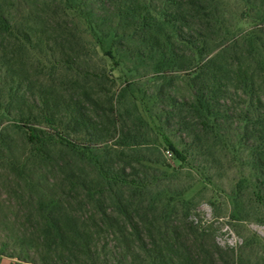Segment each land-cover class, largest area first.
Here are the masks:
<instances>
[{"label":"trees","instance_id":"1","mask_svg":"<svg viewBox=\"0 0 264 264\" xmlns=\"http://www.w3.org/2000/svg\"><path fill=\"white\" fill-rule=\"evenodd\" d=\"M104 1L117 18L111 26L117 43L161 56V73L171 88L178 75L188 81L190 98L179 102L169 94V114L180 113L187 130L199 129L195 144L209 140L222 142L224 151L235 148L225 143L223 127L233 112V95L245 97L237 134L247 154L241 162L252 174L253 195L264 203V0H238L258 16L247 33L225 29L224 7L231 0ZM93 3L0 0V174L3 169L15 176V192L37 215L35 221L27 215L23 232H14L20 250L27 258L34 255L26 260L32 264H200L173 226L178 209L189 205L183 198L187 189L163 186L174 177L161 171L166 151L186 165L190 150H180L164 134L162 148L139 113L120 110L130 84L117 94L106 88L105 69L78 65L89 46L80 23L96 34L101 20ZM30 73L44 80L38 95L32 94ZM9 119L26 137L28 155H15ZM85 168L94 169L96 180ZM56 171L60 176L50 180ZM245 181L233 191L234 202ZM4 195L0 184V199ZM88 206L117 229L106 232L113 247L101 245L102 233L91 232L79 215ZM4 221L0 217V225Z\"/></svg>","mask_w":264,"mask_h":264},{"label":"rangeland","instance_id":"2","mask_svg":"<svg viewBox=\"0 0 264 264\" xmlns=\"http://www.w3.org/2000/svg\"><path fill=\"white\" fill-rule=\"evenodd\" d=\"M93 4L102 14L101 20L98 30L95 29L96 34L80 23V32L89 46L78 65L83 70L88 66L92 69H105L110 80L106 88L117 94L130 84L131 88L122 99L120 110L135 115L139 113L150 126L149 137L153 141L159 140L162 148H165L162 140L164 134L174 141L180 150H190L186 165H182L174 156L169 158L163 154L166 166L161 167L165 176L174 177L168 178V183L163 186H169L176 192L187 189L183 198L185 204L189 205L183 210L178 209L179 214L175 216L173 223V226L178 228L180 240L192 246L200 264H264V203L253 195L248 185L252 174L241 162L247 154L240 147L237 135L240 127L238 119L243 112L245 97L233 95V112L223 127L227 137L225 143H232L236 145L235 148L228 147L227 151H224L221 149L222 142L215 144L209 140L196 141L195 144L199 129L187 130L180 125V113L178 116L169 114L172 108L169 94L177 97L179 102L190 98L188 81L178 75L174 87L171 88L168 79L163 78L161 73L164 69L160 65L163 62L162 57L141 54L138 52V45L134 43H130L131 46L117 43L119 36L111 32V26L117 18L109 13L104 0H94ZM224 10L227 11L225 29L247 33L255 28L257 13L242 1L231 0L226 3ZM110 51L114 59L108 55ZM72 74L73 72L68 74V79L72 78ZM38 75L29 74L32 80L30 88L34 95L40 93L41 83L44 82ZM65 76L63 75V78ZM57 90L61 91V86ZM101 100L104 101V97H101ZM87 107L94 109L89 104ZM13 124V119L6 121L9 127V143L17 157L28 155L30 147L27 139L12 127ZM93 171L94 169L85 168V175L96 180ZM59 176L56 171L50 175V180ZM14 180L13 174L2 169L0 184L5 195L0 199V217L6 221L0 225V264H32L28 262L36 258L34 255L27 258L22 254L14 232H23L21 224L27 215L32 214L34 221L37 215L35 216V211L25 203L27 198H22L23 195L21 197V194L15 192L17 185ZM239 181H245L244 188L239 201L234 202L231 196ZM81 200L82 198L78 199L77 203L81 204ZM188 207L190 211L187 212ZM95 214L92 206L79 212L91 232L102 233L100 238L104 240H101V245L110 243V248L113 247L114 238L106 232H115L117 229L99 221ZM185 214H189L187 218L184 217ZM17 216L19 222L14 220Z\"/></svg>","mask_w":264,"mask_h":264},{"label":"built area","instance_id":"3","mask_svg":"<svg viewBox=\"0 0 264 264\" xmlns=\"http://www.w3.org/2000/svg\"><path fill=\"white\" fill-rule=\"evenodd\" d=\"M165 155L169 158H172L173 157V153L171 151H166L165 152Z\"/></svg>","mask_w":264,"mask_h":264}]
</instances>
